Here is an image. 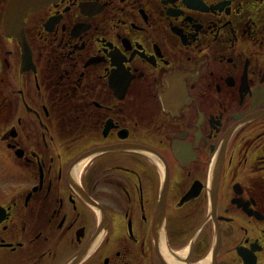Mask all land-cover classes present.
<instances>
[{
  "label": "flooded vegetation",
  "instance_id": "obj_1",
  "mask_svg": "<svg viewBox=\"0 0 264 264\" xmlns=\"http://www.w3.org/2000/svg\"><path fill=\"white\" fill-rule=\"evenodd\" d=\"M0 39V264H264V0H48Z\"/></svg>",
  "mask_w": 264,
  "mask_h": 264
},
{
  "label": "water",
  "instance_id": "obj_2",
  "mask_svg": "<svg viewBox=\"0 0 264 264\" xmlns=\"http://www.w3.org/2000/svg\"><path fill=\"white\" fill-rule=\"evenodd\" d=\"M48 0H12L5 8L1 20V29L8 35L20 37L23 18L29 11H34ZM1 72V63H0Z\"/></svg>",
  "mask_w": 264,
  "mask_h": 264
},
{
  "label": "rangeland",
  "instance_id": "obj_3",
  "mask_svg": "<svg viewBox=\"0 0 264 264\" xmlns=\"http://www.w3.org/2000/svg\"><path fill=\"white\" fill-rule=\"evenodd\" d=\"M1 10H2V4L0 3V16H1ZM0 40H2V39H0ZM14 121H12V123H13Z\"/></svg>",
  "mask_w": 264,
  "mask_h": 264
}]
</instances>
